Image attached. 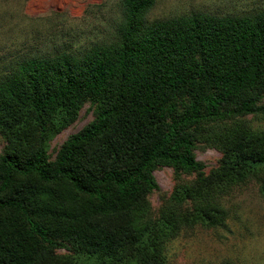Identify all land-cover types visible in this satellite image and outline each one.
I'll return each mask as SVG.
<instances>
[{
  "label": "trees",
  "instance_id": "trees-1",
  "mask_svg": "<svg viewBox=\"0 0 264 264\" xmlns=\"http://www.w3.org/2000/svg\"><path fill=\"white\" fill-rule=\"evenodd\" d=\"M154 1L121 0L112 42L0 76V264H165L183 229L224 226L235 186L255 179L264 197V127L246 119L264 115V9L147 22ZM86 101L93 120L51 160ZM198 140L222 154L208 174ZM159 166L194 178L155 213Z\"/></svg>",
  "mask_w": 264,
  "mask_h": 264
},
{
  "label": "rangeland",
  "instance_id": "rangeland-1",
  "mask_svg": "<svg viewBox=\"0 0 264 264\" xmlns=\"http://www.w3.org/2000/svg\"><path fill=\"white\" fill-rule=\"evenodd\" d=\"M120 1L0 0V76L26 57L61 51L80 53L93 44L114 41L121 19ZM262 9L264 0H155L146 21L194 11L240 15ZM94 116V104L84 102L77 119L48 141L50 159L55 158L69 135L82 129ZM246 119L255 128L264 127L263 114L248 115ZM8 143V138L0 135V152ZM195 155L204 163L206 174L220 164L222 157L205 140L196 142ZM153 174L159 189L148 196V201L155 213L176 185L194 178L177 175L167 166L157 167ZM261 176L264 179V171ZM221 203L228 210L224 226L195 225L183 229L166 243L165 264H264V197L260 183L251 179L235 186L222 196ZM56 254L72 253L60 249Z\"/></svg>",
  "mask_w": 264,
  "mask_h": 264
}]
</instances>
